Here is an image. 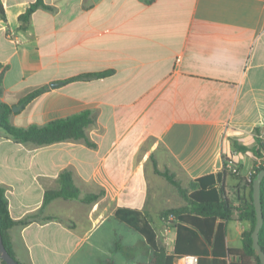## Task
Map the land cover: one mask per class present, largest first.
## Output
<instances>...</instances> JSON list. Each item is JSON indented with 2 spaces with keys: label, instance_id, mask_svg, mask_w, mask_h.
<instances>
[{
  "label": "crops",
  "instance_id": "0c3cea01",
  "mask_svg": "<svg viewBox=\"0 0 264 264\" xmlns=\"http://www.w3.org/2000/svg\"><path fill=\"white\" fill-rule=\"evenodd\" d=\"M35 1L0 0V98L11 107L9 121L40 126L90 110L86 132L96 146H36L0 129L10 216L37 213L8 231L19 263L128 264L120 247L129 244L116 245V228L132 229L115 210L152 215L187 203L154 165L185 188L227 161L238 173L224 176L226 196L250 204L249 177L260 156L234 143L264 151L257 136L264 124V0H42L48 7L20 28L18 16ZM100 72L108 73L79 77ZM41 87L47 89L19 104ZM66 168L81 195L101 196L89 204L55 198L39 213L44 191L58 186ZM250 226L228 221L227 247L240 248ZM168 237L171 253L173 226Z\"/></svg>",
  "mask_w": 264,
  "mask_h": 264
},
{
  "label": "trees",
  "instance_id": "16d2710c",
  "mask_svg": "<svg viewBox=\"0 0 264 264\" xmlns=\"http://www.w3.org/2000/svg\"><path fill=\"white\" fill-rule=\"evenodd\" d=\"M39 7H48L42 0H36L22 12L18 19L20 28H26L31 14ZM0 17L5 19L4 9L0 2ZM108 72L86 74L80 78H88L93 75H104ZM0 72V94H1ZM74 77L71 79L79 78ZM47 87L36 89L24 96L19 104L24 106L35 97L42 94ZM11 107L0 98V129L13 140L36 146L48 145L62 141L83 140L89 147H95L86 132L89 125L94 123V117L90 110L80 111L66 117L57 118L43 125H30L28 127L15 126L10 123ZM234 146L245 152L252 150L257 157L264 158V151L248 149L246 146L234 143ZM227 161L223 169L216 174H208L190 181L188 187H182L174 174L169 170H159L154 165L155 173L163 176L174 185L182 197L187 201L186 205L170 207L161 211V217L168 219L170 214L174 220L170 221L176 230L175 242L171 253H167L164 245L158 239L157 230L152 224L149 215L135 208L119 207L115 210V217L120 222L134 230L139 239L125 247H120L130 259L137 253L143 254L144 264H174L182 256H197L198 264H261L258 254L253 248L251 232L255 225L256 217L252 200V181L264 165L254 164L250 173V204L239 203L234 205L225 194L224 176L230 174ZM58 186L44 191L42 205L39 213L55 198L78 199L83 203H92L99 199L101 193H85L81 195L76 186L71 169H63L57 177ZM6 189L0 184V232L3 243L8 253L14 258L15 253L9 237V229L16 224H27L35 220L37 213L27 215L20 220H14L8 209ZM261 207L263 224L259 231V244L264 251V177L261 181ZM53 216H44V220H51ZM250 220L251 226L243 233L240 248L227 247L226 224L228 221ZM117 245V244H116ZM17 260V259H16ZM0 261L6 264L2 259ZM21 264V263H20ZM102 264H117L113 259L107 258Z\"/></svg>",
  "mask_w": 264,
  "mask_h": 264
},
{
  "label": "water",
  "instance_id": "95a60500",
  "mask_svg": "<svg viewBox=\"0 0 264 264\" xmlns=\"http://www.w3.org/2000/svg\"><path fill=\"white\" fill-rule=\"evenodd\" d=\"M60 83L61 82H56V83H52V85H56ZM263 177H264V168L257 173V175L252 181V200H253V205H254V210H255L256 221H255L253 230L251 232V237H252L253 248L258 254L261 264H264V251L262 250L259 244V231L263 224V213H262V207H261V181ZM0 258L6 264H20L6 250L4 243H3L1 232H0Z\"/></svg>",
  "mask_w": 264,
  "mask_h": 264
},
{
  "label": "rangeland",
  "instance_id": "374dc122",
  "mask_svg": "<svg viewBox=\"0 0 264 264\" xmlns=\"http://www.w3.org/2000/svg\"><path fill=\"white\" fill-rule=\"evenodd\" d=\"M161 211L162 210H158L155 214H152V215H149V218L152 222V224L154 225V227L156 228L157 230V235H158V239L160 241V243L164 246L165 245V242H164V238L165 236L167 237L168 235V232H167V235L164 234L166 232V229H170L172 225V223H170V221L168 222L167 220L163 219L161 217ZM108 225H110V223H108ZM117 232L119 233V235L121 236H118L116 234V244L117 245H121V246H125V244H132L134 242H136L139 238V236L137 235L136 232H134L133 230H120V228H116ZM100 233V232H99ZM98 235V234H96ZM117 257H121L122 255L121 254H115ZM121 255V256H120ZM115 256V257H116ZM1 259V258H0ZM121 262V261H120ZM145 262V258L143 256V254H140V253H137V255L135 257H133L129 262L128 264H144ZM0 264H4L0 261Z\"/></svg>",
  "mask_w": 264,
  "mask_h": 264
},
{
  "label": "built area",
  "instance_id": "2783aa9c",
  "mask_svg": "<svg viewBox=\"0 0 264 264\" xmlns=\"http://www.w3.org/2000/svg\"><path fill=\"white\" fill-rule=\"evenodd\" d=\"M260 142L264 145V124L262 126V128L259 130L258 134H257ZM259 165H264V158L263 157H260L256 160V166H259ZM227 168L231 171V173L233 174H237L238 173V169L237 167L235 166H232L230 165L229 167L227 166ZM174 220V217L172 214H170L168 216V219L167 221H172ZM168 228L166 229V232L164 234L167 235V232H168ZM169 237L167 235V237L165 236L164 238V242H165V245H169ZM175 264H198V260H197V256L195 255H187V256H182L180 257L179 259L176 260Z\"/></svg>",
  "mask_w": 264,
  "mask_h": 264
}]
</instances>
